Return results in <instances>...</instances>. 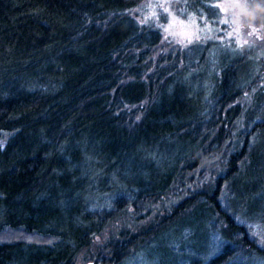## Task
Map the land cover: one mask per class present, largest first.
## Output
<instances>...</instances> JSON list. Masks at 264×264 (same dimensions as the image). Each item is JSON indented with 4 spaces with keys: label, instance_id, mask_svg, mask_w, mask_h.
Segmentation results:
<instances>
[{
    "label": "trees",
    "instance_id": "trees-1",
    "mask_svg": "<svg viewBox=\"0 0 264 264\" xmlns=\"http://www.w3.org/2000/svg\"><path fill=\"white\" fill-rule=\"evenodd\" d=\"M135 2L0 0V264H264V56L164 44Z\"/></svg>",
    "mask_w": 264,
    "mask_h": 264
},
{
    "label": "rangeland",
    "instance_id": "rangeland-1",
    "mask_svg": "<svg viewBox=\"0 0 264 264\" xmlns=\"http://www.w3.org/2000/svg\"><path fill=\"white\" fill-rule=\"evenodd\" d=\"M161 4L164 7H160ZM181 4L182 0H136L130 9V14L143 26L158 29L161 33L160 42L170 46L175 44V47L181 50L191 43L212 42L213 51H216L219 48L216 44L220 43V51L239 59L235 64V70H238L239 74L251 63L248 60L244 61L242 56L252 62L255 55L257 57L264 56V32L260 27L247 25L244 21L246 12L244 0H216V5H223V7L218 6V10L208 11L201 16L193 11L188 12L182 7L179 8ZM253 29L256 31L253 32ZM250 50L256 54H252ZM211 54H213L212 51ZM249 95L245 94L240 98L239 101L242 105L250 101ZM203 166L205 164H202L198 169ZM212 166H214L213 162L206 166V171ZM226 195L228 201L237 209L243 206L240 203V198L235 196L238 195L236 185L232 191H227ZM260 199V204L264 207V189L260 192ZM158 243L164 245L161 237ZM89 261L91 260L80 261L78 264H85Z\"/></svg>",
    "mask_w": 264,
    "mask_h": 264
},
{
    "label": "snow or ice",
    "instance_id": "snow-or-ice-1",
    "mask_svg": "<svg viewBox=\"0 0 264 264\" xmlns=\"http://www.w3.org/2000/svg\"><path fill=\"white\" fill-rule=\"evenodd\" d=\"M219 7H223V5H218ZM160 7H164L163 4L160 5ZM165 11H167V8H165ZM154 15V13H153ZM226 22V21H225ZM256 31L255 29H253V32ZM231 34V33H230ZM262 241H264V237H262Z\"/></svg>",
    "mask_w": 264,
    "mask_h": 264
},
{
    "label": "water",
    "instance_id": "water-1",
    "mask_svg": "<svg viewBox=\"0 0 264 264\" xmlns=\"http://www.w3.org/2000/svg\"><path fill=\"white\" fill-rule=\"evenodd\" d=\"M85 264H93V262L89 261V262H87V263H85Z\"/></svg>",
    "mask_w": 264,
    "mask_h": 264
}]
</instances>
